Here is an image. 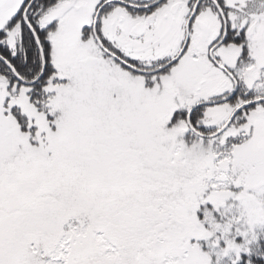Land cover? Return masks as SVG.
Masks as SVG:
<instances>
[{"label":"snow or ice","instance_id":"obj_1","mask_svg":"<svg viewBox=\"0 0 264 264\" xmlns=\"http://www.w3.org/2000/svg\"><path fill=\"white\" fill-rule=\"evenodd\" d=\"M0 264H264V0H0Z\"/></svg>","mask_w":264,"mask_h":264}]
</instances>
